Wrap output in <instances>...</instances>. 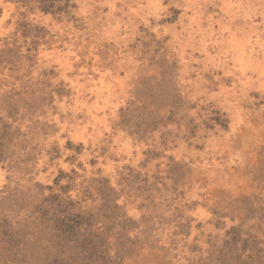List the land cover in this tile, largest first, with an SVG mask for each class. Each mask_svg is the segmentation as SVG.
Masks as SVG:
<instances>
[{
    "label": "rangeland",
    "instance_id": "obj_1",
    "mask_svg": "<svg viewBox=\"0 0 264 264\" xmlns=\"http://www.w3.org/2000/svg\"><path fill=\"white\" fill-rule=\"evenodd\" d=\"M0 264H264V0H0Z\"/></svg>",
    "mask_w": 264,
    "mask_h": 264
}]
</instances>
